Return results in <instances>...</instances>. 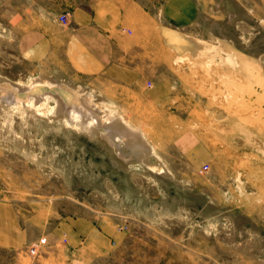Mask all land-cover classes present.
Instances as JSON below:
<instances>
[{
	"label": "rangeland",
	"instance_id": "obj_1",
	"mask_svg": "<svg viewBox=\"0 0 264 264\" xmlns=\"http://www.w3.org/2000/svg\"><path fill=\"white\" fill-rule=\"evenodd\" d=\"M199 1L186 27L140 24L147 66L170 85L163 108L148 90L24 62L16 36L26 0H0V77L60 73L103 97L144 132L169 172L125 162L109 144L46 118L0 110V203L25 214L46 208L55 225L111 221L122 239L98 254L43 236L0 247V264H264V0ZM173 32L185 47L171 42Z\"/></svg>",
	"mask_w": 264,
	"mask_h": 264
},
{
	"label": "crops",
	"instance_id": "obj_2",
	"mask_svg": "<svg viewBox=\"0 0 264 264\" xmlns=\"http://www.w3.org/2000/svg\"><path fill=\"white\" fill-rule=\"evenodd\" d=\"M200 5L199 0H26L19 15L17 48L24 62L38 68L148 90L150 98L166 108L172 102L166 93L170 85L159 83L155 69L147 66L151 58L140 51V24L161 18L186 27L197 21ZM64 13L69 14L66 24L58 19ZM27 211L0 203L1 248L18 250L43 236L51 242L62 236L69 252L100 254L122 241L111 221L93 223L79 217L55 225V214L46 208Z\"/></svg>",
	"mask_w": 264,
	"mask_h": 264
},
{
	"label": "bare ground",
	"instance_id": "obj_3",
	"mask_svg": "<svg viewBox=\"0 0 264 264\" xmlns=\"http://www.w3.org/2000/svg\"><path fill=\"white\" fill-rule=\"evenodd\" d=\"M170 34L172 43L180 47L187 45L182 46L187 41L177 33ZM0 110L29 120L46 118L48 123L54 122L64 131L69 129L78 136L84 134L109 144L110 150L125 162L147 165L156 174L169 173L139 127L117 114L103 97L65 81L60 73L50 78L36 75L28 82L19 83L0 77Z\"/></svg>",
	"mask_w": 264,
	"mask_h": 264
},
{
	"label": "built area",
	"instance_id": "obj_4",
	"mask_svg": "<svg viewBox=\"0 0 264 264\" xmlns=\"http://www.w3.org/2000/svg\"><path fill=\"white\" fill-rule=\"evenodd\" d=\"M69 18V14L68 13H64L62 15L59 16V22L62 24H66ZM0 199H1V194H0Z\"/></svg>",
	"mask_w": 264,
	"mask_h": 264
}]
</instances>
